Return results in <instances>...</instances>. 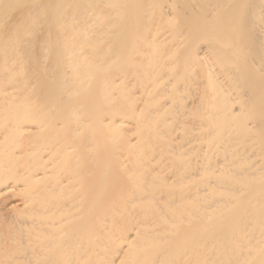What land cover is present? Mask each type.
<instances>
[{
	"label": "bare ground",
	"instance_id": "1",
	"mask_svg": "<svg viewBox=\"0 0 264 264\" xmlns=\"http://www.w3.org/2000/svg\"><path fill=\"white\" fill-rule=\"evenodd\" d=\"M37 2L0 0V264H264V0Z\"/></svg>",
	"mask_w": 264,
	"mask_h": 264
},
{
	"label": "rangeland",
	"instance_id": "2",
	"mask_svg": "<svg viewBox=\"0 0 264 264\" xmlns=\"http://www.w3.org/2000/svg\"><path fill=\"white\" fill-rule=\"evenodd\" d=\"M27 6H29L30 8H32L34 5H36L38 2H37V0H27ZM68 6H69V12L70 11H72V7L73 6H71L72 4L71 3H69V4H67ZM99 5H105V4H99ZM74 8V7H73ZM105 10V9H104ZM25 12V11H24ZM74 12V11H73ZM71 14H72V12H70ZM73 15V14H72ZM75 16V15H74ZM71 17V16H70ZM10 18V17H9ZM93 18H95V17H91V19L89 18V21L91 22V26L92 27H99L98 25L99 24H97V25H95V22H94V20H93ZM26 22H28V21H26ZM4 24V23H3ZM32 35V34H31ZM31 35H29V36H31ZM34 35V34H33Z\"/></svg>",
	"mask_w": 264,
	"mask_h": 264
}]
</instances>
